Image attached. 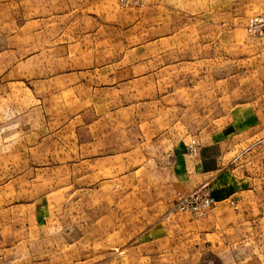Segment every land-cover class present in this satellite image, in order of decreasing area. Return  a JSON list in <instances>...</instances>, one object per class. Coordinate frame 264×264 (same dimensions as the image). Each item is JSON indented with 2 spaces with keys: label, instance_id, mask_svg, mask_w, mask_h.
I'll return each instance as SVG.
<instances>
[{
  "label": "rangeland",
  "instance_id": "1",
  "mask_svg": "<svg viewBox=\"0 0 264 264\" xmlns=\"http://www.w3.org/2000/svg\"><path fill=\"white\" fill-rule=\"evenodd\" d=\"M255 4L0 0V264H264ZM203 134L235 228L162 253L172 150Z\"/></svg>",
  "mask_w": 264,
  "mask_h": 264
},
{
  "label": "crops",
  "instance_id": "2",
  "mask_svg": "<svg viewBox=\"0 0 264 264\" xmlns=\"http://www.w3.org/2000/svg\"><path fill=\"white\" fill-rule=\"evenodd\" d=\"M257 6L258 4H255L248 11L257 9ZM259 10L257 9L258 12L247 17L244 24L245 32L248 18L264 12ZM248 11L246 12L248 13ZM247 38L259 44L264 55L262 42L248 35ZM193 139L198 144L197 154H191L188 148ZM217 140L214 136L209 137L203 134L198 139H186L182 143L176 144L172 150V174L176 194L188 193L201 184L208 183L218 202L211 212L199 219L193 218L187 213L172 212L174 202L164 206L160 218V252L162 253L168 251L170 247L175 249L174 247L179 242L181 245H183L182 243L187 246L194 245L195 248H198V246H208L210 248L209 244L201 243V241H207V239L197 241L195 240L196 237L220 234L221 241H227L228 237L224 235L222 230H229L230 227L235 228L234 224L231 226L228 223L227 205L225 203L230 200L229 198H232V185L239 180L232 176V173H236V170L222 166L220 154L216 153L217 148L213 145L217 143ZM111 248L117 249L115 245H112ZM29 264H35V262H29Z\"/></svg>",
  "mask_w": 264,
  "mask_h": 264
},
{
  "label": "built area",
  "instance_id": "3",
  "mask_svg": "<svg viewBox=\"0 0 264 264\" xmlns=\"http://www.w3.org/2000/svg\"><path fill=\"white\" fill-rule=\"evenodd\" d=\"M246 33L248 36L260 40L264 46V12L248 18ZM188 148L191 154H197L196 140L193 139ZM216 204L217 199L209 184L203 183L189 193H179L173 203L172 212L187 213L193 218L199 219L211 212Z\"/></svg>",
  "mask_w": 264,
  "mask_h": 264
}]
</instances>
